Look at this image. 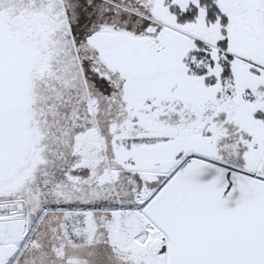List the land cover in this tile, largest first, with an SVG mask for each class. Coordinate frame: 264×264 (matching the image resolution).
I'll return each instance as SVG.
<instances>
[{
	"label": "snow or ice",
	"instance_id": "obj_1",
	"mask_svg": "<svg viewBox=\"0 0 264 264\" xmlns=\"http://www.w3.org/2000/svg\"><path fill=\"white\" fill-rule=\"evenodd\" d=\"M0 264H264V0H0Z\"/></svg>",
	"mask_w": 264,
	"mask_h": 264
}]
</instances>
